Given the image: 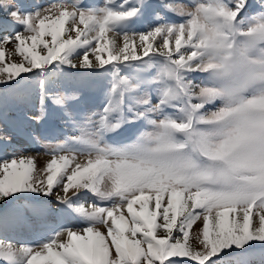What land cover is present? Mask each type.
<instances>
[{"label":"snow or ice","instance_id":"obj_1","mask_svg":"<svg viewBox=\"0 0 264 264\" xmlns=\"http://www.w3.org/2000/svg\"><path fill=\"white\" fill-rule=\"evenodd\" d=\"M0 154V264H264V0H0Z\"/></svg>","mask_w":264,"mask_h":264},{"label":"rangeland","instance_id":"obj_2","mask_svg":"<svg viewBox=\"0 0 264 264\" xmlns=\"http://www.w3.org/2000/svg\"><path fill=\"white\" fill-rule=\"evenodd\" d=\"M24 2H26V3L38 2L41 5H45V4L51 3L52 0H24ZM85 2L86 3H100V0H85ZM183 2L190 3V0H183ZM90 95H92L94 97H98L99 93L94 90L92 93H90ZM98 102L99 101L97 100V103ZM15 115L16 114L14 112H11V111L8 113V116L10 119L15 118ZM37 152H38V149L28 148L26 154L35 155ZM0 157H2V154H0ZM48 158L49 157H47L46 155H39L37 158V165L42 166L44 161ZM81 159H83V158H81ZM53 199H54V197H53ZM201 223H202V221H198L197 224L194 225L193 232H195V230L199 227V225ZM0 239L4 240L5 242H13V243H16L18 245L20 242L31 241L33 239V237L27 233L18 234V233H11L10 232L8 234H4V233L0 232Z\"/></svg>","mask_w":264,"mask_h":264}]
</instances>
